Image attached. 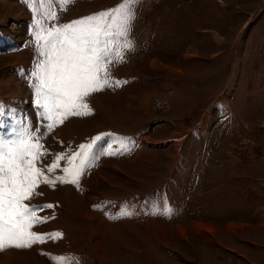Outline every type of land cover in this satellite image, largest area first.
<instances>
[{"label": "rangeland", "instance_id": "rangeland-1", "mask_svg": "<svg viewBox=\"0 0 264 264\" xmlns=\"http://www.w3.org/2000/svg\"><path fill=\"white\" fill-rule=\"evenodd\" d=\"M122 2L56 5L59 20L47 23ZM134 11V49L110 65L113 81L127 83L93 94L94 114L49 132L28 80L33 13L25 0H0V133L13 112L39 125L48 155L38 166L53 180L97 136L98 151L131 148L99 155L79 188L41 184L26 203L54 207L33 231L62 238L0 251V264H264V0H139Z\"/></svg>", "mask_w": 264, "mask_h": 264}, {"label": "snow or ice", "instance_id": "snow-or-ice-1", "mask_svg": "<svg viewBox=\"0 0 264 264\" xmlns=\"http://www.w3.org/2000/svg\"><path fill=\"white\" fill-rule=\"evenodd\" d=\"M25 3L33 13L31 35L37 53L28 75L33 106L38 120L47 121L46 128L51 132L69 117L94 114L88 103L93 94L127 83L113 81L110 65L123 63L126 51L134 49L130 35L134 8L139 0H123L115 8L51 26L48 21L59 20L56 5L60 11H67L75 0H25ZM0 116H3L2 109ZM3 127L5 123L0 122V128ZM38 133L39 125L34 128L29 118L15 112L9 130L0 133V251L30 249L33 245L62 238L59 232L49 235L33 231L52 218L40 217L38 213L54 207L52 204L32 207L26 203L41 195L36 191L41 184L55 187L59 181L79 188L81 177L94 166L99 155L131 151L124 141L119 142V152L111 146L98 151L97 146L105 137L97 136L92 143L81 145L80 150L68 158V167L62 169L64 175L53 180L38 166L42 157L48 155ZM63 159L62 154L58 155L47 172H54ZM171 211L165 208L167 214ZM121 215L132 213L125 210ZM53 259L55 264H66L64 257Z\"/></svg>", "mask_w": 264, "mask_h": 264}, {"label": "crops", "instance_id": "crops-1", "mask_svg": "<svg viewBox=\"0 0 264 264\" xmlns=\"http://www.w3.org/2000/svg\"><path fill=\"white\" fill-rule=\"evenodd\" d=\"M193 228H194V227H193ZM197 232H198V231H196V230L194 231L195 234H199V233H200V232H199V233H197ZM203 232H204V231H203Z\"/></svg>", "mask_w": 264, "mask_h": 264}]
</instances>
